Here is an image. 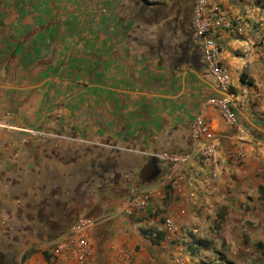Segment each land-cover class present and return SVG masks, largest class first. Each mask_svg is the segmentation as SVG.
I'll list each match as a JSON object with an SVG mask.
<instances>
[{"label":"crops","instance_id":"crops-1","mask_svg":"<svg viewBox=\"0 0 264 264\" xmlns=\"http://www.w3.org/2000/svg\"><path fill=\"white\" fill-rule=\"evenodd\" d=\"M193 5L0 0V264H79L52 253L79 217L85 264H264V0H207L246 23L217 35L235 125L208 104ZM200 143V175L162 182L160 155ZM131 187L148 205L125 215Z\"/></svg>","mask_w":264,"mask_h":264},{"label":"built area","instance_id":"built-area-1","mask_svg":"<svg viewBox=\"0 0 264 264\" xmlns=\"http://www.w3.org/2000/svg\"><path fill=\"white\" fill-rule=\"evenodd\" d=\"M245 21L240 17H232L225 14L217 5L207 6V0H194L192 9V28L201 42V52L206 67L217 87L224 93L208 99V104L216 108L223 120L229 125L236 124L235 110L232 97L227 92L229 74L227 68L219 59L220 45L217 35L220 31L235 32L245 26ZM207 125L201 114L194 116L190 132L193 139L197 140L207 133ZM214 145L210 143L195 144L191 150L181 153H169L160 155L167 161L168 167L161 181L177 189L179 173L187 167L193 177H198L200 171L194 167L193 159L196 157L202 164L206 163L212 154ZM237 159L242 160V155ZM178 190V189H177ZM149 191L147 188L131 187L121 203V211L125 215H132L148 205ZM168 228H173L170 220L165 221ZM93 225V219L87 217L77 218L68 228L66 237H59L52 243L54 256H67L72 254L79 264H85V259L90 253L86 230ZM123 264H129L124 261Z\"/></svg>","mask_w":264,"mask_h":264},{"label":"rangeland","instance_id":"rangeland-1","mask_svg":"<svg viewBox=\"0 0 264 264\" xmlns=\"http://www.w3.org/2000/svg\"><path fill=\"white\" fill-rule=\"evenodd\" d=\"M190 25L192 26V12H191V15H190ZM256 264H263V263H256Z\"/></svg>","mask_w":264,"mask_h":264},{"label":"trees","instance_id":"trees-1","mask_svg":"<svg viewBox=\"0 0 264 264\" xmlns=\"http://www.w3.org/2000/svg\"><path fill=\"white\" fill-rule=\"evenodd\" d=\"M242 76H243V74H241V75H240V79H242V80H243V77H242ZM22 258H23V257H22Z\"/></svg>","mask_w":264,"mask_h":264}]
</instances>
